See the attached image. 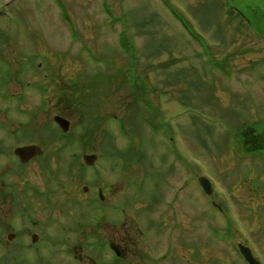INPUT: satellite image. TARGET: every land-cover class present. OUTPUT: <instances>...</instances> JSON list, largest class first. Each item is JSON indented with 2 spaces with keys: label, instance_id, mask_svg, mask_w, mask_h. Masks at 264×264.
Masks as SVG:
<instances>
[{
  "label": "rangeland",
  "instance_id": "374dc122",
  "mask_svg": "<svg viewBox=\"0 0 264 264\" xmlns=\"http://www.w3.org/2000/svg\"><path fill=\"white\" fill-rule=\"evenodd\" d=\"M6 5L0 13V184L4 176L40 179L39 163L21 168L25 174L15 171L14 149L39 140V127L61 115L75 140L66 161L96 152L103 158L95 170L105 177L116 160L106 152L112 133L115 145L124 144L117 150L128 151L130 182L168 178V190L162 188L169 202L176 194V210L201 225L199 203L209 211L211 199L202 195L198 178L207 176L215 183V201L230 207L228 218L237 225L231 235L264 242V148L252 155L241 149L245 129L264 135V0H0V10ZM71 86L78 88V111L58 105ZM87 103L106 121L89 142ZM9 132H32V141H16ZM61 176L66 182L67 171ZM208 215L223 228L217 213ZM242 226L253 237L241 233ZM7 250L0 249V264ZM10 251L8 264H71L41 244Z\"/></svg>",
  "mask_w": 264,
  "mask_h": 264
},
{
  "label": "flooded vegetation",
  "instance_id": "af4514ba",
  "mask_svg": "<svg viewBox=\"0 0 264 264\" xmlns=\"http://www.w3.org/2000/svg\"><path fill=\"white\" fill-rule=\"evenodd\" d=\"M14 82H17L16 77ZM42 103L41 113L44 114V97ZM18 133L9 132L16 141L17 136L20 141L22 137L28 138L23 143L32 141L29 138L32 132L26 136ZM37 133L39 140L19 146L38 145L41 154L25 164L15 156L18 165L15 171L25 174L28 170L22 172L21 168L39 163L40 179L4 176L1 180L0 249L41 244L43 248L55 250L54 257H69L71 264H264V242L258 245L250 237L236 240L235 234L231 235L237 225L234 218H228L227 203L211 199L223 228L212 225L209 211L201 203L203 219L201 225H194L191 214H182L174 207V202L180 200L176 194L169 202L165 192L170 183L168 178L162 183L156 178L150 182L149 177L138 176L130 183L124 151L117 150L123 146L110 145L117 151L110 149L107 153L116 160L103 177L101 171L95 170L99 161L89 166L83 160V155L96 152L84 150L75 163L66 161L64 154L68 145L64 142L70 139L63 132H47L43 125ZM91 134L86 132L88 142ZM3 145L1 142L0 153L4 152ZM259 147L264 148L263 142ZM64 170L68 174L66 182L61 176ZM85 178L89 182L79 190V182ZM129 184L133 192H129ZM187 184L185 179V186ZM72 185L77 190L71 188ZM147 189L153 191L147 192ZM187 196L191 209L192 197ZM24 218L31 228L23 227ZM240 230L253 237L244 226ZM236 234L239 236L238 231ZM244 249H249L250 258L246 257ZM47 262L53 263L52 260Z\"/></svg>",
  "mask_w": 264,
  "mask_h": 264
},
{
  "label": "trees",
  "instance_id": "16d2710c",
  "mask_svg": "<svg viewBox=\"0 0 264 264\" xmlns=\"http://www.w3.org/2000/svg\"><path fill=\"white\" fill-rule=\"evenodd\" d=\"M121 37L123 39H125L124 31H122ZM122 42L125 46L129 45L124 40ZM138 89L139 88H136L137 92H138ZM64 90L66 93V97L61 95V99L59 98L58 103L61 105L63 104L64 106L75 105L76 109L78 110V106L81 104V102L78 101V94H77L78 88L75 86H71V87H66ZM87 97L89 98V94H86L85 98H87ZM91 105H93V104H91V103L86 104V107L87 106L89 107L86 109L89 111H87V120L83 124V130L85 132H98L101 129L104 122H103V119H101L99 116L95 117L94 115H91V112L93 109L92 108L93 106H91ZM47 127H48L47 132H58V130H59L58 127H55V128L51 127V124H49V126H47ZM254 132H256V130L252 127H249L247 129H245L244 131H242V133H241V138H242L241 149H242V151L250 152L251 150L256 149V148H259L258 150L262 149L261 147H259V145L262 142L264 144V135L262 134V131L257 132V134L261 133L260 135H257V136L254 134ZM251 142L253 143V146L249 145V143H251ZM65 144H67V143H65ZM215 211H217V210H215ZM215 211H213L211 214L216 215V213H218V212H215Z\"/></svg>",
  "mask_w": 264,
  "mask_h": 264
},
{
  "label": "water",
  "instance_id": "95a60500",
  "mask_svg": "<svg viewBox=\"0 0 264 264\" xmlns=\"http://www.w3.org/2000/svg\"><path fill=\"white\" fill-rule=\"evenodd\" d=\"M56 120L64 131H67L69 129V122L67 120L60 117H57ZM39 153H40V148L35 145L19 147L16 149V154L18 155V157L21 159L22 162H27L28 160L34 158ZM96 160H97L96 155L84 157V161L86 164H94ZM199 182L205 193L212 194L213 192L212 182L207 177L204 176L200 177ZM244 250L246 251V257L250 258L249 249H244Z\"/></svg>",
  "mask_w": 264,
  "mask_h": 264
}]
</instances>
